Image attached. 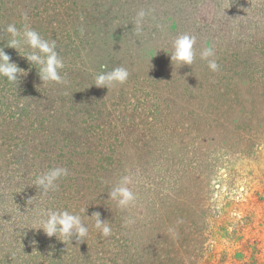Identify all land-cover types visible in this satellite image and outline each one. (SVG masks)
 I'll list each match as a JSON object with an SVG mask.
<instances>
[{"label":"rangeland","instance_id":"obj_1","mask_svg":"<svg viewBox=\"0 0 264 264\" xmlns=\"http://www.w3.org/2000/svg\"><path fill=\"white\" fill-rule=\"evenodd\" d=\"M25 23L56 41L65 83H42L28 49L6 46L4 29ZM185 33L196 59L178 68ZM0 47L27 73L0 77V264H264V0H0ZM118 66L125 84H93ZM53 167L69 174L44 195L33 183ZM125 175L127 211L108 196ZM46 208L80 214L88 236L34 229Z\"/></svg>","mask_w":264,"mask_h":264},{"label":"clouds","instance_id":"obj_2","mask_svg":"<svg viewBox=\"0 0 264 264\" xmlns=\"http://www.w3.org/2000/svg\"><path fill=\"white\" fill-rule=\"evenodd\" d=\"M152 10L141 9L136 13L133 22V34L140 36L144 31L145 18L151 15ZM22 20L26 21L27 13H21ZM4 31L10 35L6 46L16 49L19 53L25 47L23 57L30 65L38 68V75L42 83H65L64 76L61 75L65 68L64 60L57 51L55 40H46L41 34L32 28L29 24H23L18 28L15 24H9ZM83 32V29H81ZM196 37L187 33L178 35L172 41V51L170 59L175 62L179 68L183 65H192L196 59L195 51ZM215 52L211 47H205L200 52V59L207 61L208 68L213 71H219ZM105 65H101V69H105ZM26 71L20 68L11 60L8 53L0 47V77L4 78L8 83L16 85L20 78L26 75ZM129 71L118 66L111 70H101L94 75V83L97 87H106L107 89L116 85H123L129 78ZM68 169L65 167H53L43 174L35 177L33 185L42 189V194L47 195L49 192L56 190L57 181L68 175ZM132 179L130 176H122L116 186L112 187L108 192L109 199L115 202L116 206L127 211L134 208L137 202V194L132 187ZM86 211V210H82ZM40 216L38 227L34 229H42L48 237L55 236L60 241L71 243L72 239L83 241L88 236L89 228L82 220L80 214L69 212L68 210H54L51 208L39 211ZM94 227L99 230L104 237L112 235L113 229L110 223L101 219L99 212H94ZM135 223L132 217H126L123 223L124 227H130ZM173 229L169 228V232Z\"/></svg>","mask_w":264,"mask_h":264}]
</instances>
